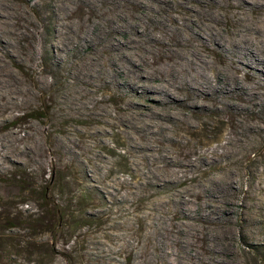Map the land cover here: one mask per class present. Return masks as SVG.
Segmentation results:
<instances>
[{"label": "rangeland", "instance_id": "374dc122", "mask_svg": "<svg viewBox=\"0 0 264 264\" xmlns=\"http://www.w3.org/2000/svg\"><path fill=\"white\" fill-rule=\"evenodd\" d=\"M262 17L0 0V264H264V68L232 52Z\"/></svg>", "mask_w": 264, "mask_h": 264}, {"label": "bare ground", "instance_id": "6f19581e", "mask_svg": "<svg viewBox=\"0 0 264 264\" xmlns=\"http://www.w3.org/2000/svg\"><path fill=\"white\" fill-rule=\"evenodd\" d=\"M236 5H238V4H236ZM239 18H240V16H239ZM240 32L241 33H239V35H237L238 39L234 38V39H232L233 41L231 40L233 42L232 52L236 53L235 54L236 57H238V56L243 57L245 60L248 61V63H250V64L255 63L261 69L264 68V50H262L259 53L254 48L251 49L250 46H248L251 43L253 44L255 42V40H257L258 42H259V40H264V18L262 17L261 20H257L249 29H245V31H240ZM263 44H264V42H263ZM262 47L264 48V46H262ZM261 78L264 81V74L261 75L260 79Z\"/></svg>", "mask_w": 264, "mask_h": 264}, {"label": "trees", "instance_id": "16d2710c", "mask_svg": "<svg viewBox=\"0 0 264 264\" xmlns=\"http://www.w3.org/2000/svg\"><path fill=\"white\" fill-rule=\"evenodd\" d=\"M49 192H51V189L49 186H45V188L42 190V196L44 202H46V206L50 208V211L54 213V216L56 217V225L60 226L62 230L65 229V217L64 211L62 210V207L59 206V204L53 202L50 200Z\"/></svg>", "mask_w": 264, "mask_h": 264}]
</instances>
